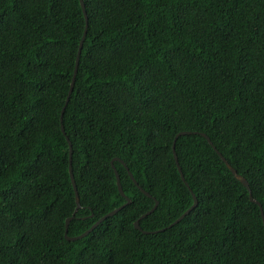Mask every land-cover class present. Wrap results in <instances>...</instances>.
<instances>
[{
    "label": "trees",
    "instance_id": "obj_1",
    "mask_svg": "<svg viewBox=\"0 0 264 264\" xmlns=\"http://www.w3.org/2000/svg\"><path fill=\"white\" fill-rule=\"evenodd\" d=\"M82 1L60 120L79 0H0V264H264V0Z\"/></svg>",
    "mask_w": 264,
    "mask_h": 264
},
{
    "label": "water",
    "instance_id": "obj_2",
    "mask_svg": "<svg viewBox=\"0 0 264 264\" xmlns=\"http://www.w3.org/2000/svg\"><path fill=\"white\" fill-rule=\"evenodd\" d=\"M79 3H80V6H81V9H82V13L84 15V18H85V27H84V31H83V34H82V37H81V40L79 42V45H78V49H77V53H76V57H75V66H74V70H73V76H72V79H71V82H70V86H69V89H68V92H67V96H66V99H65V102H64V105L61 109V113H60V120L62 118V114L64 112V109L66 107V104L70 98V95H71V92H72V89H73V84H74V78H75V75H76V71H77V66H78V60H79V55H80V51H81V47H82V42H83V39L85 37V33H86V29H87V16H86V11L84 9V3L82 0H79ZM61 130L62 132H64L63 130V127L61 126ZM189 132H181L179 134H177L174 138V141H173V144H172V151H173V157H174V161H175V164H176V167H177V170L180 174V177L181 179L184 181V177L181 173V169L178 165V162H177V158H176V154L174 152V144H175V140L176 138L179 136V135H183V134H188ZM203 137H205L207 139V141L209 142V144L212 145V143L210 142V140L205 136V134H201ZM213 148L215 149V147L213 146ZM219 155V154H218ZM69 156H71V149L69 148ZM220 156V155H219ZM222 161L225 163L226 167L228 168V170L232 173V175L234 176V178H236L248 191V194H249V200L255 204H257L259 206V208L261 209L260 207V204L259 202H257L256 200L253 199L252 197V194H251V191H250V188L248 186V183L247 181L242 177L240 176L239 174H237V172L228 164V162L222 157L220 156ZM118 159H113V161H116ZM113 161L111 162V166L113 167L112 163ZM71 158L69 157V175H70V179H71V183H72V187H73V190H74V195H75V203H76V210L80 207L79 205V199H78V193H77V190H76V186H75V183H74V179H73V175H72V169H71ZM123 164V163H122ZM124 165V164H123ZM124 167L127 169L126 165H124ZM114 174H115V177H116V185H117V189L119 191V193L124 196L123 194V191L121 189V185H120V181H119V177H118V173L117 171L114 169ZM128 175L130 176V178L133 180V182L135 183V185L141 190V192L143 194H145L146 196L150 197L151 196L146 193L145 191H143L139 186L138 184H136L135 180L133 179L132 175L130 172H128ZM186 187L188 188V185L186 182H184ZM189 189V188H188ZM190 191V189H189ZM191 192V191H190ZM191 195H192V198H193V204L190 206V208H188L183 214H181L179 216V218H177L172 224H170V226L178 223L180 220H182L196 205H197V201H196V198L195 196L192 194L191 192ZM126 198V202L125 204L121 205L120 207L114 209L113 211L109 212L108 214L104 215L103 217H101L91 228H89L87 231H85L84 233L80 234L79 236H76V237H67L66 233H67V228H68V224H69V221L73 218H67L66 219V222H65V230H64V236L66 238V240L68 241H74V240H77V239H81L82 237L86 236L89 232H91V230L96 226L98 225L101 221H103L104 219H106L107 217L109 216H112L114 215L118 210H120L122 207H124L126 204H128L130 201L127 197ZM154 200V198H152ZM157 206V202L155 201L154 203V206L147 212L145 213L144 215H142L140 217V219L144 218L145 216H147L148 214H150L151 212H153V210L156 208ZM75 210V211H76ZM263 220V218H262ZM138 220L134 222V228L139 230V225H138ZM264 222V221H263ZM169 226V227H170Z\"/></svg>",
    "mask_w": 264,
    "mask_h": 264
}]
</instances>
